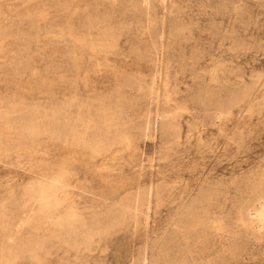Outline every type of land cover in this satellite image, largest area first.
I'll return each mask as SVG.
<instances>
[{"label":"rangeland","instance_id":"1","mask_svg":"<svg viewBox=\"0 0 264 264\" xmlns=\"http://www.w3.org/2000/svg\"><path fill=\"white\" fill-rule=\"evenodd\" d=\"M259 209L264 0H0V264H264Z\"/></svg>","mask_w":264,"mask_h":264},{"label":"bare ground","instance_id":"2","mask_svg":"<svg viewBox=\"0 0 264 264\" xmlns=\"http://www.w3.org/2000/svg\"><path fill=\"white\" fill-rule=\"evenodd\" d=\"M194 65H196V64H194ZM258 204V203H257ZM256 217L255 218H258V219H264V209H259V210H256V215H255ZM247 223L248 224H253V223H255L254 222V219H252V218H250L248 221H247ZM260 224V223H259ZM257 227V226H256ZM142 264H148V260H147V258H143V260H142Z\"/></svg>","mask_w":264,"mask_h":264}]
</instances>
